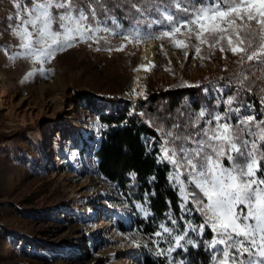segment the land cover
<instances>
[{"label": "rangeland", "instance_id": "374dc122", "mask_svg": "<svg viewBox=\"0 0 264 264\" xmlns=\"http://www.w3.org/2000/svg\"><path fill=\"white\" fill-rule=\"evenodd\" d=\"M31 3L0 0V264H145L147 255L162 256L164 264H182L172 255L180 247L176 237L181 231L163 223L155 235L141 232L137 214L119 185L100 172L99 113L86 103L77 108L74 93L91 91L101 112L110 113L117 106L103 96L119 97L122 106L150 93L197 85H204L208 96L213 85L220 95L227 89L215 80L223 76L237 80L241 72L248 77L244 82L264 89V66L253 61L242 67L240 56L228 50L226 42L222 52L221 45L210 49L183 34H176V39L186 48L175 47L168 38L155 39L168 23L157 17L150 31L131 30L139 31V41L125 39L132 32L114 18L118 29L107 23L102 26L118 34L100 32L98 42H77L51 59L34 61L16 56L20 41L12 34L19 23L17 11ZM76 3L87 11L88 0ZM150 41L157 63L145 77L144 94L134 98L130 83L144 44ZM194 45L200 47L199 54ZM43 83L45 90H41ZM253 114L249 110L246 117ZM169 130L180 136L176 127ZM60 135L53 148L51 143ZM182 221L185 234H203L187 216ZM194 237L190 241L196 247Z\"/></svg>", "mask_w": 264, "mask_h": 264}, {"label": "snow or ice", "instance_id": "6c2138e0", "mask_svg": "<svg viewBox=\"0 0 264 264\" xmlns=\"http://www.w3.org/2000/svg\"><path fill=\"white\" fill-rule=\"evenodd\" d=\"M124 3L130 4L142 17L153 10L161 11V6L154 0H143V6L133 0H124ZM88 4L87 11L83 6L78 7L76 0H32L30 7L25 5L22 11H17L19 23L12 27V34L20 41L21 51L16 56L44 62L77 42H98L97 33L118 34L102 26L111 20L119 28L104 0H88ZM96 5L105 17L103 21L98 18ZM174 5L175 12L165 6L166 30L153 38H168L175 47L186 48L187 45L176 39V34H183L185 38L194 37L200 44H208L210 49L221 45L222 52L225 50L222 42H226L227 49L240 56L242 67L245 62L253 61L264 66V0H205L202 7L174 0ZM15 7L19 10L20 3ZM53 9L57 10L55 14ZM54 24L58 28L54 29ZM182 29L185 30L183 33ZM129 38L142 39L139 31L125 37ZM193 47L199 54L200 47ZM247 78L243 72L237 76L242 86ZM261 92L264 93V89ZM225 103L231 106L232 98ZM261 103L264 104V95ZM228 111L237 114L235 126L227 114L217 113L199 127L206 115L201 111L192 124L198 129L196 132L175 137L171 132L167 133L159 160L173 166L169 180L179 189L180 207L191 212L193 209L187 207L191 202L216 234L208 245L209 249H215L214 264H264V179L257 176L258 172L264 171L260 166L264 161V120L257 121L254 115L239 118V109L229 107ZM169 138L174 145L171 148ZM177 141L178 148L175 146ZM238 157L244 159L243 166L236 163ZM225 159L230 166H224ZM190 185L198 192H190ZM188 226L191 228V224ZM203 228L201 225V232ZM163 231L169 232V229ZM183 239L184 236L176 237L177 246ZM172 250L169 248L168 252ZM220 252L222 258H218Z\"/></svg>", "mask_w": 264, "mask_h": 264}, {"label": "trees", "instance_id": "16d2710c", "mask_svg": "<svg viewBox=\"0 0 264 264\" xmlns=\"http://www.w3.org/2000/svg\"><path fill=\"white\" fill-rule=\"evenodd\" d=\"M104 2L110 9V16L117 18L123 29L128 32L133 29L150 31L149 25L155 17L167 22L162 14L165 6L171 12L176 11L174 0H154V3L161 6V11L153 10L143 17L131 8L130 4H125L124 0ZM133 2L143 6V0ZM184 2L195 7L205 6V0ZM96 8L98 17L103 21L105 17L100 11V6L96 5ZM107 24L116 28L111 20H108ZM237 80L227 76L215 80L222 88L227 89L220 95L214 92L213 85L209 86L210 96L205 94L204 85H197L150 93L146 99L126 102L122 106L119 97L103 96V99L117 106L110 113L101 112L91 91L76 90L73 96L77 108L86 103L99 113L102 137L96 156L99 159L100 172L106 179L119 185L126 202L137 214L136 226L141 232L155 235L163 223L175 226L181 231L179 236H184V239L172 255L182 264H214L212 257L215 249H209L208 245L216 234L205 224V217L194 210L191 202L187 205L189 209H193L189 214L180 207L182 199L179 189L169 180L173 166L167 161L159 160L161 147L171 127H176L180 136L196 132L198 129L192 124L201 111L206 115L199 127H203L204 121L217 113L222 116L227 114V118L235 126L238 117L236 112L228 111L229 107L239 109V118L246 119L248 111L253 110L257 121L264 120V104L261 103L264 93L258 86L248 82H244L242 86ZM230 97L233 100L231 106L225 103ZM169 141L170 139L168 146L171 148ZM177 142L179 145V141ZM223 163L226 167L230 166L227 159ZM236 163L243 166L244 159L238 157ZM260 166L264 170V161L260 162ZM257 176L264 179V171L258 172ZM188 190L198 192L194 185H190ZM184 216L193 220L199 227L204 225L201 236L194 237L193 233H184ZM191 237L195 238L196 247L188 243ZM216 247L222 248L221 245ZM217 255L222 258V252ZM163 262L162 256H145V264H164Z\"/></svg>", "mask_w": 264, "mask_h": 264}, {"label": "bare ground", "instance_id": "6f19581e", "mask_svg": "<svg viewBox=\"0 0 264 264\" xmlns=\"http://www.w3.org/2000/svg\"><path fill=\"white\" fill-rule=\"evenodd\" d=\"M157 52L155 51V45L152 41L144 44L143 52L141 55L140 63L138 68L134 73V79L131 82V87L134 89V98H138L144 94V86L143 82L145 81V77L149 74L151 69L157 63ZM47 88L46 83L41 85V90H45ZM6 100H2L1 104H5ZM62 136L60 135L51 145L53 148H56L61 140ZM125 264H133L131 261Z\"/></svg>", "mask_w": 264, "mask_h": 264}, {"label": "water", "instance_id": "95a60500", "mask_svg": "<svg viewBox=\"0 0 264 264\" xmlns=\"http://www.w3.org/2000/svg\"><path fill=\"white\" fill-rule=\"evenodd\" d=\"M130 87H131V83H130ZM132 92H134V89L131 87V89H130Z\"/></svg>", "mask_w": 264, "mask_h": 264}]
</instances>
